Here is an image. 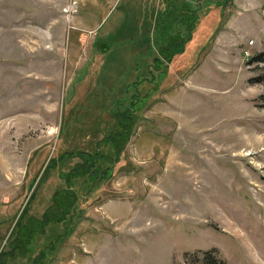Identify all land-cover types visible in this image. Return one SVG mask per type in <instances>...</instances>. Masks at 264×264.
I'll return each instance as SVG.
<instances>
[{"label":"rangeland","instance_id":"1","mask_svg":"<svg viewBox=\"0 0 264 264\" xmlns=\"http://www.w3.org/2000/svg\"><path fill=\"white\" fill-rule=\"evenodd\" d=\"M263 50L264 0H0V249L28 207L43 264H264Z\"/></svg>","mask_w":264,"mask_h":264},{"label":"trees","instance_id":"2","mask_svg":"<svg viewBox=\"0 0 264 264\" xmlns=\"http://www.w3.org/2000/svg\"><path fill=\"white\" fill-rule=\"evenodd\" d=\"M254 61H264V50L261 51L256 57H254L253 62ZM152 74H153V77H152V79H149L150 82L151 81L153 82L155 77H156V74L154 72ZM136 82H138V81H135V83ZM137 94H139V96L136 97L132 102V104H134L132 106L134 109L136 108L135 104L141 100L140 92ZM133 95H135V94H133ZM133 95H131L130 98H132ZM124 102H126V100ZM117 103H119V101ZM121 103H123V102H121ZM127 109H128V106L125 109H123L125 111L120 110L118 112H114V117H116V124L118 127H117V129H115V127H114V130L110 134H108V135L106 134L107 136L104 135L103 138L100 139L99 143H101V141H104L105 143H112L115 146V149L118 148V145L116 143V138L118 136V133H120L119 136H121V135L125 134L128 131V129L130 128V126H129L130 122L125 121V125L123 126L122 130L119 132L118 131L119 126H120L119 120L122 117H126L124 114L125 112L128 111L127 113L129 114L130 112L136 111V110L132 111L130 109L129 110H127ZM100 147L101 146L99 144L98 146H96L95 150H93V151H89V150L84 149V148L66 151L63 154L59 155L58 156L59 158L52 157L51 160H49L48 165L53 163L54 166L56 165V166L60 167L59 171H60L61 176L64 178H67V179L74 177V176H77V178L82 177L80 174V171L83 168L86 171L90 170V171H94L96 173L97 170H96L95 166L99 165L100 161L102 159H107L110 157L108 155V153L104 152ZM37 151H38V149H36V151L34 152V155L36 154ZM68 157L73 158V159H77L78 160L77 166H75V163L73 162L72 166H70V168H68L66 166L61 167L63 161ZM32 159H33V156L30 158V161H32ZM73 159H70V160H73ZM64 170H65V172L63 173ZM37 179H38V177L36 176L29 184V186L31 188L34 187V192L31 196L32 198H34L36 195L35 183H36ZM93 180H96V178H94ZM38 185L36 186V189H37ZM71 190H72L71 186L68 185V188H65V189L58 192L59 196H56L53 199L51 205L46 210V211H49V213L51 214L49 219L61 222V221H59V220H61V218H59V216H57L58 209L66 206L67 203L72 204L71 205L72 208L71 209L69 208L70 209L69 214H72L73 208L76 207V206H74L75 202L78 199L76 196H74L72 194L73 192ZM27 209H28V207L26 209H23L21 216H19L21 212L16 215V223L14 224L12 231L10 232L9 236L7 237V240L5 243V245L8 244L9 248L5 249L4 247L3 248L1 247L2 249H0V257L2 254L6 253V254H9V257H13L12 259L14 260V258L18 257L20 254H23V255L24 254L25 255L30 254L29 256H32V264H43V261H45L47 258L45 250L49 249L48 247H44V248L40 249L39 253L36 256L34 255L35 257L32 254L36 248V245H35L36 237L35 236H37L39 233H45L47 231V229L43 225L38 226L36 224V222L42 221L43 219H41L39 217H33L34 214H31V213L28 216H31L33 218L28 219L29 225H26L25 224L26 221L23 218V213ZM43 216H45V215H43ZM44 218L46 219L45 222L49 221L48 216H45ZM63 222H65V220ZM34 227H39L40 229L36 230V229H34ZM71 230H72V228H70L69 231H65V232L60 233L58 238L62 239L63 236L70 234ZM50 241H51L50 243H53L55 240H50ZM0 242H1V238H0ZM41 243H43V242L39 241L38 244H41ZM53 249H54V246H53L52 250ZM205 254L207 256L206 257L207 260H210V258H211L210 254H213V253L210 250V251H207ZM5 264H7V263H5ZM9 264H12V262H9Z\"/></svg>","mask_w":264,"mask_h":264},{"label":"bare ground","instance_id":"3","mask_svg":"<svg viewBox=\"0 0 264 264\" xmlns=\"http://www.w3.org/2000/svg\"><path fill=\"white\" fill-rule=\"evenodd\" d=\"M16 31H17V32H20V34H24L25 32H28V36H30V34H31L30 31H28V30H26V29H23V28H19V29H17ZM32 35H33V34H32ZM32 35H31V36H32ZM26 43L28 44V42H26ZM223 135H224V134H223ZM219 141L222 142V143H223L222 146H224V137L221 138ZM189 168H190V167H189Z\"/></svg>","mask_w":264,"mask_h":264}]
</instances>
